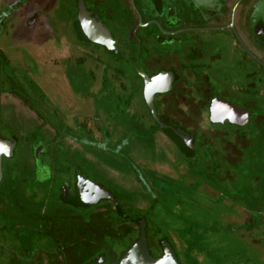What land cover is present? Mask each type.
I'll return each mask as SVG.
<instances>
[{
    "label": "rangeland",
    "instance_id": "1",
    "mask_svg": "<svg viewBox=\"0 0 264 264\" xmlns=\"http://www.w3.org/2000/svg\"><path fill=\"white\" fill-rule=\"evenodd\" d=\"M15 1H0V137L19 142L15 155L3 162L0 240L14 255L10 251L2 254L0 264H38L37 260L51 264L57 259L61 264L62 256L54 247L63 241L67 226L70 232H82L93 242L96 236L82 225L86 220L97 230L104 222L114 226L122 221L111 204L78 212L53 204L51 197L57 194L58 185L71 183L76 169L114 194L127 215L149 213L148 243L154 256L159 255V238L165 236L181 264H264V121L253 120L264 118V96L251 98L257 106L251 123L243 127L211 124L207 112L197 111L192 101L186 102L190 104L187 110L177 111L172 98L167 97L166 113L196 134V156L189 161L157 129L140 93L132 92L139 88L137 70L150 72L147 64L152 57L161 66L168 62L165 57L174 58L175 53L181 57L186 45H160L154 40L155 27H130V17L134 16L118 4L120 0L102 1L100 8L88 0L103 17L106 9L114 6L112 20L104 17L119 41L120 55L111 56L81 43L75 35V0H34L22 17H16L15 12L25 5L10 4ZM135 3L144 20L154 13L152 4L144 7L140 0ZM144 37L150 39L137 47ZM228 39L227 44L203 48L202 62L208 63L204 74L213 87H220L223 80L229 86L244 84V71L238 63L242 53L230 36ZM126 52L131 56L128 60ZM214 53L220 58L207 61ZM113 72L121 76L116 79ZM130 95L133 98L128 108L124 101ZM223 96L238 105L247 99L233 90ZM104 123L110 132L105 146ZM84 129L96 145H83ZM153 131L157 133L150 138ZM45 136L57 139L52 147ZM41 142L46 147L40 155L41 164L50 170H40L33 159L31 148ZM11 200H20L23 207L40 216L50 213L51 208L56 214L60 208L61 215L69 216V223L57 222L53 231L59 235L57 240L43 237L39 231H44V221L28 219L25 208L16 214ZM105 210L111 211L110 215ZM95 213L98 216L92 219ZM80 214L83 221L78 224ZM16 215L21 226L17 230L10 223ZM114 228L117 232L118 226ZM76 236L69 235L71 244L77 243ZM112 237L97 240L106 253V264H114L129 244ZM42 244L44 248L38 252ZM100 251L94 252L99 256ZM25 252L34 254L32 261L26 263ZM85 252L77 248L78 259L67 264H83L80 257ZM18 253L23 255L19 258Z\"/></svg>",
    "mask_w": 264,
    "mask_h": 264
},
{
    "label": "flooded vegetation",
    "instance_id": "2",
    "mask_svg": "<svg viewBox=\"0 0 264 264\" xmlns=\"http://www.w3.org/2000/svg\"><path fill=\"white\" fill-rule=\"evenodd\" d=\"M34 0H27V1H22V0H16L13 3H10L11 5L16 4V2H22L25 6L24 8L19 9L18 11L15 12V15L18 16H24L25 13H28L29 9L32 7L31 5L33 4ZM36 1V0H35ZM88 0H75V9H76V15L75 19L73 22V30L75 32V35L79 39V41L83 44H88L92 46H96L102 50H104L106 53L110 54L111 56H116L118 57L120 55V49H119V41L116 40V38L113 35V32L110 28V25L108 21L104 17L107 18V20H112L113 14H112V8H114L113 5H110L109 7L111 8H105V16L103 15L94 7L88 5L87 3ZM95 5H97L99 8L102 7L101 4L102 1L107 2L108 0H93ZM119 1V0H116ZM136 0H120L121 6L124 7L126 12L128 13L131 12V14L134 17L132 18V23H129L130 27H155L157 29V34L154 36V40L157 41L160 45L161 44H168L172 46H178V45H186V53L180 57V53H175L174 58H169L165 57V61L163 65L161 66L160 61L158 59H155V57H152L151 61L147 64L150 66V72H143V71H138L136 72V76L139 79L140 83L138 84L139 88L132 89V92L134 93H140V98L142 105L146 106L152 120L156 124V127H159L157 121L154 120L152 117L148 106L146 105L144 101V91H145V82H144V77L148 78H153L161 73H167L171 74L172 79L168 80V77H164L163 79V85H167L170 83L169 89L159 92L154 95L153 98V106L156 111L157 117L159 121H168L170 124H172L174 127L181 128L183 129L186 133H191L194 135V140H193V146L192 147H185L182 149V146L175 143L172 139H170L159 127V131L164 134V136L170 140L176 148L183 153L184 156H186L185 149L189 148H194L195 144L194 141L195 139V132L188 130L184 124L182 123H176L165 111L169 107V102H165L166 98H172L171 103L173 104V108H175L177 111H183L187 110L190 104H187L186 102H194L195 108L197 111L200 112H207L208 114V122H210L213 125H233L230 124L228 120H226L222 124H216L211 122L210 120V112L212 109H215L217 104L215 103L217 99H221L227 103H231L235 106H237L240 109L247 110L249 112V122L246 125H249L252 121V115H253V109L256 108L257 104L251 100L252 97H261L264 96V0H140V2L145 3L143 5L144 7L147 6V4H152V11H154L153 14H149L145 16L146 20H144V17L141 13V10L137 7ZM209 1H212L209 2ZM104 7H106V3H104ZM111 3H108V5ZM83 6V7H82ZM30 7V8H29ZM13 8V7H11ZM26 8H29L28 10L24 11ZM83 8L87 11L88 14L92 15L94 14L95 16H98L102 23L104 24L105 27H107L110 31L111 37L115 42V47L112 49H107L103 46H101L98 43H95L91 40L88 39L87 36L83 34V36H80L77 27H94V25H91L89 23H86L88 20L83 17L82 24L79 25V17H82L84 14ZM146 11H148L147 8H145ZM24 11V12H23ZM5 14V13H4ZM6 15V14H5ZM198 15V16H197ZM84 16V15H83ZM89 16V15H87ZM86 17V16H85ZM84 31H86L84 29ZM83 32V30H82ZM231 37L232 42L234 43L235 46H237L242 53L241 58L238 60V63L241 62V66L243 69V85H233L230 84V86L226 83L225 80H223L222 84L220 83V87H213L209 84V79L206 77L204 74V69H205V64L206 62H202L203 58L205 56L203 48L206 46L208 47L210 44H219L221 42L222 44H227L230 39L228 37ZM150 39V38H149ZM148 38L144 37L142 40L143 42L146 41L148 42ZM139 40L138 46H141V44H145ZM140 44V45H139ZM121 45V44H120ZM123 46V45H121ZM128 50V48H127ZM127 53V60L131 58L130 54ZM130 53V52H129ZM90 58V57H89ZM169 58V59H167ZM220 58L218 53H214L209 56L208 60L209 62H214V59ZM162 59V60H163ZM181 59V60H180ZM183 60V61H182ZM173 62V63H171ZM248 63L246 66L244 64ZM204 64V65H202ZM198 66H200L198 68ZM202 66V67H201ZM248 66V67H247ZM112 72V71H111ZM262 72V74H260ZM114 78H118L121 75L113 72ZM112 74V75H113ZM170 81V82H169ZM227 84V86H226ZM129 88V87H128ZM126 89V92H128L129 89ZM238 91L242 95L246 96L247 99L244 100L242 105H238L228 99H226L223 96V93L226 94L227 91ZM222 91L223 93L221 94ZM134 93V94H135ZM2 94V93H1ZM133 94V95H134ZM132 98L133 96H129L125 99V103L128 105V108L131 107L130 103H132ZM168 101V100H167ZM186 103V104H185ZM182 105L185 106L186 109L182 108ZM159 106V108H158ZM188 107V108H187ZM254 121L256 120L257 123L264 121V118H258V119H253ZM105 126V127H103ZM101 126V132L102 136L104 138V146L108 142H110V132H108L107 125L104 123V125ZM236 126V125H233ZM152 128V126H150ZM41 128V127H40ZM80 130H83V127L79 126ZM85 134H82L84 137V142L83 145L85 147L90 148L93 145L92 140L93 137L91 134L87 133L86 130L84 129L83 131ZM157 132H151L150 138L156 134ZM162 134V135H163ZM48 138V144L50 147H52L53 143L57 140L56 138L59 137V134L56 131V138H50L48 136H45ZM75 141L78 142V139L72 137ZM1 140H7L11 142H16V146L13 150V154L11 156H3L2 157V179L0 181V184L2 183L4 179V169H3V162L5 159L12 158L15 155V150L19 144L18 140L16 138L13 139H6V138H1ZM108 139V140H107ZM106 140V141H105ZM79 144H82L81 142H78ZM101 149V147H100ZM32 154H33V159L34 161L36 160V151L37 152V157L40 162V155L44 153L45 147L44 143H38L35 146L31 148ZM52 155H55L54 152L52 151V148L49 149ZM56 156V155H55ZM128 156V154H127ZM128 159V157H126ZM36 163V161H35ZM37 165V164H35ZM44 165V164H43ZM44 169H49L48 165L45 164ZM42 168V169H43ZM37 169V167H36ZM41 170V169H40ZM80 174L81 176H84L79 169L74 170V179L71 183L64 181L63 183L60 182L58 185V191L54 198V203L56 206L60 208H72L73 210L77 211V209H92V208H100L102 203L106 204H111L113 209L116 211V214L118 216L122 217V221H120L119 224H127L132 226V222H127L129 221L128 219L126 220V213L123 211V206L120 202V200L112 194L109 190H107L104 186L101 184H98L102 188L106 189L117 201L115 203L113 200L109 199H100L97 201L95 204L92 205H87L75 201V196H76V187H77V174ZM52 175V172L50 173ZM85 178L89 179L88 177L84 176ZM91 180V179H89ZM93 181V180H91ZM94 182V181H93ZM50 184V183H49ZM49 184L46 186V188L49 186ZM158 186V183L156 184ZM162 187V186H161ZM62 190H66L67 192V197L72 200V202H64L62 198H60V194ZM5 198V195L1 194ZM14 206L17 207L16 214H21V210H23L25 207L21 205L20 200H11ZM20 203V204H19ZM50 203V202H49ZM51 204V203H50ZM53 207V206H52ZM59 208V209H60ZM51 208L50 210H52ZM56 210V214H53V211H50V213H47L43 216H40L36 213H32L28 211L26 208V213L27 218L33 219L35 221L37 220H43V229L44 231H39V234L44 236H50V238H54L57 240V237L59 235L54 234V229L56 228V224L59 220H62L64 224L69 223V216L61 215L60 210ZM106 211V210H105ZM78 212V211H77ZM109 215L110 212L106 211ZM143 213V212H142ZM98 214V213H95ZM39 218L37 219V217ZM129 215V214H128ZM17 215L16 217L13 216V219L11 220L10 223L14 225V228L17 230L20 226L17 220ZM56 217V219H55ZM131 218L132 216L129 215ZM11 218V217H10ZM82 216L81 214L78 217V224L79 222H82ZM86 219V218H85ZM144 219L146 223L145 227V234H146V239H147V246L150 254L157 258L162 255V248H161V241L158 243V248H159V255L154 256L150 249H149V243H148V237H147V222L145 218H140L136 221V231H132L129 236H127L124 240L125 242L130 243L129 247H127L120 255L119 258L114 262V264H118L120 261V258L123 253H125L130 246L139 238L140 234V229L138 223ZM39 222V221H38ZM80 226L76 229H78ZM116 227V226H115ZM133 228V226H132ZM65 229H68V231L65 233H62L63 235V241L56 245V251L62 256V263L61 264H66V256L69 250L73 247H76V249H82L84 247L83 243L85 242V239H80L81 233L77 234L76 232H70V227H66ZM134 229V228H133ZM71 233H74V235H77L74 240H78L77 243H72L71 244V239H69V235ZM135 234L133 238L129 241L126 239L128 237H131L132 234ZM61 235V236H62ZM67 236V237H65ZM137 237V238H136ZM82 241V242H80ZM67 242V243H66ZM169 243V242H168ZM171 244V243H170ZM77 245V246H76ZM40 247L38 248V252L44 248V244L39 245ZM172 246V244H171ZM173 247V246H172ZM75 249V251H76ZM98 249L102 250V246H98ZM174 249V247H173ZM175 250V249H174ZM10 250L1 242L0 240V256H5L2 254L8 253ZM11 255L13 254L11 251L9 252ZM27 254L26 263H28L29 260H31L34 256V254H29L28 252H25ZM66 253V254H65ZM76 253V252H75ZM22 253H18V256ZM176 254V250H175ZM14 255V254H13ZM16 255V253H15ZM23 255V254H22ZM21 256V255H20ZM101 256H103V261L101 264H106V253L100 254L96 259H94L91 263L97 261ZM177 256V255H176ZM31 257V259H30ZM50 259L53 257L52 254H49ZM20 258V257H19ZM178 259V257H177ZM32 261V260H31ZM179 261V260H178ZM38 264H40V261H38ZM58 259L57 260H51V264H58ZM180 263V262H179ZM181 264V263H180Z\"/></svg>",
    "mask_w": 264,
    "mask_h": 264
},
{
    "label": "water",
    "instance_id": "3",
    "mask_svg": "<svg viewBox=\"0 0 264 264\" xmlns=\"http://www.w3.org/2000/svg\"><path fill=\"white\" fill-rule=\"evenodd\" d=\"M1 1V0H0ZM83 7V6H82ZM84 16L79 17V25H83L82 21L86 18L91 25L94 27H77V31L80 36L88 37L89 40L100 44L101 46L112 49L115 47V42L111 37L110 31L107 27L104 26L101 19L94 14L90 15L83 8ZM89 15V16H87ZM86 16V17H85ZM84 29H88L84 31ZM83 30V32H82ZM164 77H168V80L172 79L171 74L161 73L153 78L144 77L145 82V91H144V101L149 108V111L157 121L160 129L175 143L182 146H193L194 135L191 133H186L183 129L174 127L168 121H159L156 111L153 106L154 95L163 92L170 87V83L166 86L163 85ZM170 82V81H169ZM217 104L215 109H212L210 112V120L216 124H222L226 120L230 124L236 125L238 127H243L249 122V112L244 109H240L237 106L227 103L221 99H217L215 102ZM227 115H226V114ZM225 114V115H224ZM16 146V142H11L7 140L0 139V181L2 179V157L11 156L13 150ZM36 151V164L39 169L45 167V165L40 164L38 160V155ZM77 187H76V196L75 201L81 202L87 205L95 204L100 199H109L113 200L115 203L117 201L115 198L104 188L96 184L95 182L77 174ZM140 234L139 238L130 246V248L122 254L118 264H180L175 250L166 240L161 241L162 255L160 257H153L147 246V239L145 234L146 223L142 219L139 223ZM103 261V256H101L97 261L91 264H101Z\"/></svg>",
    "mask_w": 264,
    "mask_h": 264
},
{
    "label": "trees",
    "instance_id": "4",
    "mask_svg": "<svg viewBox=\"0 0 264 264\" xmlns=\"http://www.w3.org/2000/svg\"><path fill=\"white\" fill-rule=\"evenodd\" d=\"M158 129H159V127H157ZM195 139H196V136H195ZM195 142H196V140L194 141V144H195ZM41 143H43V142H41ZM182 146V145H181ZM185 147H187V146H182V149H184ZM45 149H46V147H45ZM196 147L194 146V148H189L188 150L187 149H185V152H187L186 153V158L187 159H189V161L190 160H193L194 158H195V156H196ZM67 192L68 191H66V190H62V192H61V194H60V198H62V200L64 201V202H72V200L71 199H69L68 197H67ZM148 214L149 213H143V214H141V215H139V216H134V217H129L127 214H126V220L128 219L129 221H127V222H132V226H134V227H136L137 225H136V221L138 220V219H140L141 217L142 218H145V220H146V222H147V219H148ZM92 216V219H95V218H97V216H98V214H92L91 215ZM117 216H118V214H117ZM94 217V218H93ZM83 221V220H82ZM84 227H87V229H89V230H92V235L94 236H96V240L95 241H91V238H88V237H85L83 234H82V232H81V229H80V227L77 229L79 232H81V236H80V239H85L84 241V243H83V245H84V247H85V253L83 254V256H81L80 258H82L83 260H84V263L83 264H91V262L94 260V259H96L97 257H98V255H96L95 254V250L97 251V250H100V249H98V246H99V243L97 242V240H98V238L100 237H108V235L110 236V235H113L114 237H112V238H117V240L119 239V240H122V239H125L127 236H129V234L132 232V231H134V229L132 228V226H130V225H127V224H120L119 225V223L118 224H116V225H111L110 223H103V224H101L100 225V227H99V230H97L96 228H94L93 227V225H92V223L91 222H88L87 220H86V222H84L83 224H82ZM83 226H82V228H83ZM115 226H118V229H117V232H116V230H115ZM115 231V232H114ZM151 230H150V224L147 222V230H146V232H147V237H148V233L150 232ZM111 233V234H110ZM94 236V237H95ZM137 238V237H136ZM162 240H166L167 242H169L170 243V241H169V239L168 238H166L165 236H163L162 238H159V240H158V243L160 242V241H162ZM80 242H82V241H80ZM101 245V244H100ZM129 245H130V243L128 244V247H129ZM77 246V245H76ZM173 246V245H172ZM75 249H76V247H73V248H71L70 250H69V252L67 253V257H66V264H67V262L68 263H70V262H73V258L74 259H78L77 257H79V256H77L76 255V251H75ZM103 250V249H102ZM100 251L99 253L100 254H103L104 253V251ZM94 252V253H93ZM99 254V255H100ZM66 256V255H65ZM70 262H69V261Z\"/></svg>",
    "mask_w": 264,
    "mask_h": 264
},
{
    "label": "bare ground",
    "instance_id": "5",
    "mask_svg": "<svg viewBox=\"0 0 264 264\" xmlns=\"http://www.w3.org/2000/svg\"><path fill=\"white\" fill-rule=\"evenodd\" d=\"M85 30L87 31L88 29H85ZM225 114H226V113H225ZM225 114H224V115H225ZM226 115H227V114H226Z\"/></svg>",
    "mask_w": 264,
    "mask_h": 264
}]
</instances>
